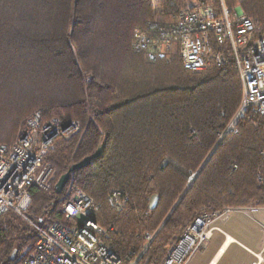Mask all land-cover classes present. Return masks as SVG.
<instances>
[{
  "label": "trees",
  "instance_id": "obj_1",
  "mask_svg": "<svg viewBox=\"0 0 264 264\" xmlns=\"http://www.w3.org/2000/svg\"><path fill=\"white\" fill-rule=\"evenodd\" d=\"M182 1L0 0V144L17 142L37 112L44 123L80 125L53 145L50 185L30 188L27 219L13 210L0 217V264L32 253L31 223L78 226L64 215L78 191L94 199L93 220L114 228L108 245L127 263L144 253L140 264H161L204 213L264 208V118L240 119L221 142L243 100L230 46H218L223 63L211 57L202 72L184 68L176 39L170 61L147 59L157 37L137 50L135 30L165 23ZM224 1L264 38V0ZM99 149L57 193L61 176ZM113 192L127 198L122 210L109 205ZM148 235L155 240L144 252Z\"/></svg>",
  "mask_w": 264,
  "mask_h": 264
},
{
  "label": "built area",
  "instance_id": "obj_2",
  "mask_svg": "<svg viewBox=\"0 0 264 264\" xmlns=\"http://www.w3.org/2000/svg\"><path fill=\"white\" fill-rule=\"evenodd\" d=\"M218 1V8L214 2ZM185 5L175 8L168 21L161 24L150 21L145 32L136 30L138 51H146L152 40L157 44L149 51L150 61H170L168 53L176 39L180 59L185 69L202 72L211 57L221 65L223 56L216 48L228 44L232 49L243 86L241 108L233 118L223 138L238 132L240 119L249 115L264 118V38H256L255 25L239 7L229 9L224 0H183ZM161 44V45H160ZM77 122L64 123L54 118L44 123L40 112L27 121L23 136L14 144H0V217L9 210L24 219L32 203L30 188L48 189L53 170L46 166V158L56 138L71 135L78 130ZM237 170V167L234 168ZM264 185V178L258 177ZM111 208L122 210L127 198L120 192L108 196ZM96 203L93 198L78 191L64 207L67 219L77 220L78 226L66 228L52 225L44 228L31 223L38 232L32 253L21 264H140L141 257L127 263L108 245L114 228L101 227L93 220ZM243 208H225L199 216L184 231L175 247H168V255L161 264H188L209 241L218 220ZM147 251L154 236H146ZM251 264H264V248L249 251Z\"/></svg>",
  "mask_w": 264,
  "mask_h": 264
},
{
  "label": "rangeland",
  "instance_id": "obj_3",
  "mask_svg": "<svg viewBox=\"0 0 264 264\" xmlns=\"http://www.w3.org/2000/svg\"><path fill=\"white\" fill-rule=\"evenodd\" d=\"M185 4L186 3H184L183 1L180 3L181 6L185 5ZM166 18L167 19H165V20L167 22L168 17H166ZM74 122H76V121H74ZM79 126H78V128H80ZM75 132H77V130ZM67 136H69V135H65V136H61V137H67ZM61 137L59 136L58 138H56L55 142ZM55 142H54V144H55ZM46 166L49 167L48 164H46ZM49 185H50V180H49ZM154 203H155V201H153V205H154ZM243 209H246V208H243ZM247 213H249V212H247ZM260 213H262L261 214L262 217L259 214L246 215L243 213H234V214H231L230 216H228L227 222H224V220H223L224 218L221 220H218L215 223L214 227L218 226L220 229L226 231L227 233L231 234L233 237L238 239L239 242L241 244H243L244 246H246L247 248H250L252 250H256L257 249L255 247L256 243H258L260 241L262 235L264 236V231L262 230V228L260 226L261 224H264V211L260 212ZM205 214H211V213H204L203 215H205ZM235 219H240L239 222L236 223L237 226L234 227L235 226L234 225L233 227H230L229 225H231L232 221ZM215 228H217V227H215ZM219 236H220V233H218V232H216L214 234V239L211 241V246L205 247L204 249L200 250L194 258V263L203 262L206 257H208V258L213 257V255L215 253L214 249L216 248V245L214 246V242ZM212 238H213V236H212ZM209 241H207V242H209ZM231 258H234L235 264H249V259L251 258V256L249 255V253L246 250H243L239 247V245H236V246L232 247L228 251V253L225 254V252H224L216 264H227Z\"/></svg>",
  "mask_w": 264,
  "mask_h": 264
},
{
  "label": "crops",
  "instance_id": "obj_4",
  "mask_svg": "<svg viewBox=\"0 0 264 264\" xmlns=\"http://www.w3.org/2000/svg\"><path fill=\"white\" fill-rule=\"evenodd\" d=\"M155 203H156V200H155ZM245 210H246L245 212H235V213H243V214H246V215L259 214L262 217V215H261L262 213H260V212H263L264 208H260V207H257V206H250V207H247ZM247 212H249V213H247ZM223 220H224V222H227L228 221V217H225ZM239 220L240 219L233 220L231 225H229V226L233 227L235 225L234 227H236L237 226L236 223L239 222ZM260 226H261L262 230L264 231V224H261ZM215 227L219 228L218 226H215ZM216 232L220 233V236L214 242V246L216 245V248L214 249L215 253H214L213 257L212 258L206 257L203 262L194 263V258L196 256V254L200 251L199 250L194 255V257L191 259V261L188 264H216L217 261L221 258L222 254L224 252H225V254L228 253V251L232 247H234L236 245H239V247L241 249L246 250L249 253V255L251 256V258L249 259V264H251L252 261L254 260V257L250 254L249 251L251 250V251H254V252H260L264 248V236L263 235H262L260 241L258 243H256V245H255V247L257 249L256 250H252L250 248H247L243 244H241L238 239H236L235 237H233L231 234L227 233L226 231H224L222 229L221 230H216L214 232V234ZM214 234H213V238L209 242H207L204 245V247H202V249H204L205 247L211 246V241L214 239ZM227 264H235L234 258H231Z\"/></svg>",
  "mask_w": 264,
  "mask_h": 264
},
{
  "label": "water",
  "instance_id": "obj_5",
  "mask_svg": "<svg viewBox=\"0 0 264 264\" xmlns=\"http://www.w3.org/2000/svg\"><path fill=\"white\" fill-rule=\"evenodd\" d=\"M101 151H102V149H99L94 155H91V156L85 158L82 162L73 165L70 168V170L67 173H65L63 176H61V178L57 182V184L55 186L56 192L61 193L65 189L66 185L68 184L70 177H71V173L74 171L88 167L91 164V162L101 154ZM192 180L194 181V179H192ZM15 255H16V251H14L13 257Z\"/></svg>",
  "mask_w": 264,
  "mask_h": 264
},
{
  "label": "bare ground",
  "instance_id": "obj_6",
  "mask_svg": "<svg viewBox=\"0 0 264 264\" xmlns=\"http://www.w3.org/2000/svg\"><path fill=\"white\" fill-rule=\"evenodd\" d=\"M192 182H193V180H192ZM231 208V207H230ZM218 229H220V228H218ZM221 230V229H220Z\"/></svg>",
  "mask_w": 264,
  "mask_h": 264
}]
</instances>
